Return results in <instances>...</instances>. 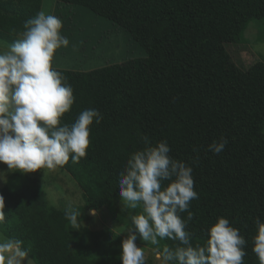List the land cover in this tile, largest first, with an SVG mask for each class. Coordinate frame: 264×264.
I'll return each mask as SVG.
<instances>
[{"label":"trees","instance_id":"obj_1","mask_svg":"<svg viewBox=\"0 0 264 264\" xmlns=\"http://www.w3.org/2000/svg\"><path fill=\"white\" fill-rule=\"evenodd\" d=\"M56 1L87 8L125 29L148 55L88 72L54 68L75 97L63 123H73L85 109L103 115L90 126L86 157L79 163L70 158L60 168L76 181L87 206L100 210L119 197V176L131 154L145 147L144 137L153 145L166 140L170 155L193 168L199 198L190 203L194 215L186 227L193 246L204 245L209 228L224 217L246 240L244 264H259L252 248L255 220L264 222V86L250 68L258 73L264 58L250 47L264 44V0ZM245 37L251 38L249 48ZM0 38L17 39L3 30ZM221 137L228 143L217 155L208 146ZM9 183L0 189L6 214L0 231L24 242L16 232L20 213L46 192L18 172ZM180 216L187 220V212ZM47 232L48 253L31 250L33 260L75 264L57 256L63 242L53 227ZM178 243L162 240L161 250ZM94 249L76 251V264L94 256Z\"/></svg>","mask_w":264,"mask_h":264},{"label":"clouds","instance_id":"obj_2","mask_svg":"<svg viewBox=\"0 0 264 264\" xmlns=\"http://www.w3.org/2000/svg\"><path fill=\"white\" fill-rule=\"evenodd\" d=\"M24 31L0 50V181L8 173L22 175L55 171L71 158L79 163L90 146V126L99 124L103 115L96 109L83 110L71 124L62 118L70 112L75 97L64 74L52 67L57 50L66 48L69 40L61 34L60 18L44 11L25 21ZM228 143L225 137L214 141L208 150L219 155ZM145 147L136 150L127 160L118 179L122 210L141 209L129 216L128 235L121 242V264H146L140 239L155 247L159 264H244L246 240L227 218L220 217L208 230L204 245L191 243L186 230L193 213L190 203L198 199L194 190L193 168L170 155L168 142L153 145L144 137ZM165 181H168L165 186ZM5 199L0 195V226L5 224ZM187 212V220L180 214ZM95 217L97 211L89 208ZM72 229L83 225L82 212L76 207L65 210ZM257 234L252 251L259 264H264V222L255 220ZM124 230V231H125ZM170 239L179 242L175 248L163 245ZM30 246L14 237L0 233V264H33L28 259Z\"/></svg>","mask_w":264,"mask_h":264},{"label":"rangeland","instance_id":"obj_3","mask_svg":"<svg viewBox=\"0 0 264 264\" xmlns=\"http://www.w3.org/2000/svg\"><path fill=\"white\" fill-rule=\"evenodd\" d=\"M17 1L8 0V3L4 2L0 8V29L17 39L24 31L25 21L40 11L61 19L63 24L61 34L68 38L69 45L57 50L52 61L53 68L88 72L148 56L145 49L125 29L100 18L87 8L59 3L56 0H43V8H40L42 0ZM26 7H31L33 13ZM7 10L8 19H5ZM262 24L261 26H264V23ZM262 31L264 34V28ZM250 40L251 38H244V44L248 48ZM11 44L13 43L0 38V50H7ZM250 49L264 58V44L254 45ZM239 56L240 54L236 58ZM250 72L264 86V68L258 73L256 70L252 72L250 68ZM262 130L264 132V124ZM0 171L7 172V165L0 164ZM12 174H7L6 182L0 181V189L8 185ZM23 175L28 179L37 180L38 185L46 192V198L33 200L20 213L16 232L25 236L24 244L27 247L30 246L34 252L42 249L45 256L49 246L47 228L53 227L56 231V239L58 242H63L62 250H56L57 256L63 261H72L76 264L79 259L76 251L90 249L93 245L94 256L85 258L84 264H99L98 262L102 260H104L103 264H121L119 258L122 251L121 242L129 234L125 230L131 224L129 216L139 213L141 209L125 212L120 205V197H115L102 209H95L97 215L93 217L89 214L86 198L81 195L78 184L62 169L47 171L45 175L42 171ZM69 207H76L82 212L83 225L78 230L72 229L65 217V210ZM0 233L5 235L2 231ZM135 243L138 247L144 248L148 264H159L151 244L140 239L138 233ZM76 247L79 249L76 250ZM87 252L89 253L90 250ZM28 259H33L31 253ZM33 264L37 263L33 260Z\"/></svg>","mask_w":264,"mask_h":264},{"label":"crops","instance_id":"obj_4","mask_svg":"<svg viewBox=\"0 0 264 264\" xmlns=\"http://www.w3.org/2000/svg\"><path fill=\"white\" fill-rule=\"evenodd\" d=\"M31 1H33L34 2V0H31ZM8 3V0H0V8L2 7V4L3 3ZM14 2H18L17 0H14ZM43 0L41 1V7L40 8H43ZM26 8H30L31 9V7H26ZM0 11H1V9H0ZM6 14H5V19H8V10H7V12H5ZM31 13H33V11H32V9H31ZM7 27H8V23H7ZM1 28V27H0ZM1 30V29H0ZM5 32V31H4ZM7 33V32H6ZM8 34V33H7ZM11 35V34H10ZM11 36H14V35H11Z\"/></svg>","mask_w":264,"mask_h":264}]
</instances>
